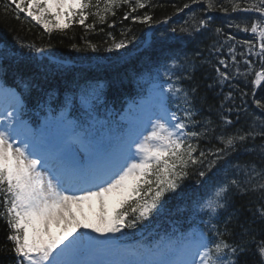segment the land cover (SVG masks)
I'll return each instance as SVG.
<instances>
[{"label":"snow or ice","instance_id":"6c2138e0","mask_svg":"<svg viewBox=\"0 0 264 264\" xmlns=\"http://www.w3.org/2000/svg\"><path fill=\"white\" fill-rule=\"evenodd\" d=\"M103 2V15L100 0L95 5L92 0H3L0 8L14 19L24 14L25 20L42 25L51 34L64 31L73 17L86 28H94V24H85L89 15L103 22L109 13L115 15L116 8L126 6L127 19L137 9L151 7L150 0ZM201 2L191 0L192 4ZM203 2L206 11L218 8L225 14L231 11L246 16L241 23L228 27L252 34V39L244 41L225 34L234 72L229 70L228 58L220 55L216 63L208 58L202 61L215 73L208 87L220 88L217 95L222 99L216 110L219 124L212 119L211 106L207 116L198 106L206 99L198 96L199 86H185L197 68L194 58L179 54L166 57V62L148 73L154 81L155 111L135 138L117 147L104 139L100 132L103 122L96 116L102 82L85 80L78 85L77 91L65 98L59 116L52 118L49 134L39 142L25 136L19 146L16 137L21 135L19 129L26 127L19 118L23 105L14 90L0 88L14 101L9 105L11 112L5 109L0 113V197L4 205L0 215L11 230L7 239L13 242L17 264H239V257L250 251L259 257L256 264H264V238L257 239L264 236V98L255 99L253 91L251 104L259 115L249 113L248 93L233 83L252 71L253 62L246 57L253 54L261 67L252 86L255 89L264 82V0H230L228 6L218 5L216 0ZM93 7L95 12L90 11ZM187 8L190 4L178 11ZM62 18L68 23H62ZM131 18L153 23L147 12ZM212 22L211 16L204 19L193 13L187 28H172L171 35L165 36L169 41L191 40L201 34L200 30L208 31ZM178 32L183 35L178 36ZM215 32L220 34L223 29L216 28ZM145 44L151 47V42ZM237 45L246 47V52L240 53L245 57V73L238 66ZM113 47L125 48V41L115 42L113 38ZM223 47L214 42L209 56L221 53ZM201 55L196 53V57ZM20 57L14 45L0 48V70L5 61ZM77 96L84 111L80 118L71 119ZM233 112L235 120L229 118ZM241 114L252 119L247 130L228 131L240 123ZM201 139H216L222 146L203 149L199 147ZM241 150L256 158L233 163V154ZM190 165L195 171L189 170ZM190 177H195L191 219L193 223L199 220L202 227L162 237L155 245L121 248L120 239L128 235L125 230L135 229L152 217L162 207L165 194L175 192ZM249 194L256 196L251 201L256 207L249 209L253 218L241 221L238 212L228 210L234 196ZM104 256L112 258H100Z\"/></svg>","mask_w":264,"mask_h":264},{"label":"trees","instance_id":"16d2710c","mask_svg":"<svg viewBox=\"0 0 264 264\" xmlns=\"http://www.w3.org/2000/svg\"><path fill=\"white\" fill-rule=\"evenodd\" d=\"M2 2L3 0H0V3ZM96 2L97 0H92L93 5ZM150 3L151 7L137 9L127 19L124 18L125 13L129 11L126 6L116 8L115 15L109 13L103 22L98 17L89 15L85 24H94V28H86L77 23V18L73 17L72 23L64 31L54 30L51 34L46 32L42 25H38L30 19L25 20L24 14H21L20 19H14L12 14L6 16L3 9L0 8V48L5 45H14L15 49L21 53L18 61L4 62L3 69L0 70V86L15 90L26 101L23 116L38 122L41 113H45L48 108L55 111L63 109L65 98L76 92L78 85H82L85 80L100 81L102 82L100 101H103L104 104L99 101L97 107L103 108L105 113H114L122 108L123 98L133 96L144 89L150 71H154L159 64L166 62V57L179 54L194 58L197 68L193 73V80L186 81L185 86H199L198 96L206 99L203 104H198V106L204 109L205 116L209 115L208 108L211 106L212 119L219 124L216 110L222 99V96L217 95L220 88L210 89L208 87L213 83L211 77L215 73L210 64H202V61L208 58L212 60V63H216L215 58L220 55L222 59L228 58L229 70L234 72L235 70L231 68L227 44H225V34L235 36L237 41L252 39L251 33L238 32L235 28L228 27L230 23H241L247 17L231 11L225 14L218 8L206 11V4L203 0L199 4H192L191 0H150ZM216 3L228 6L230 0H216ZM185 4H190V8L178 11ZM99 8L103 15V0H100ZM96 10L95 7L90 9L91 12ZM145 12L152 16V24L134 21L131 18L137 15L143 16ZM193 13L198 18L212 17L213 22L208 31L200 30L201 34L191 40H167L165 34L171 35L172 28L180 29L189 26ZM61 22L68 23L66 18ZM216 28H222L223 32L217 34ZM177 35L183 34L178 32ZM113 38H115V42L124 40L125 48L115 49ZM145 41L151 42V47L146 46ZM214 42H217V46L224 44V47L221 53L213 52L209 56L210 47ZM232 43L235 44V41ZM21 45L24 47L21 48ZM29 45L31 47H28ZM92 45H95L96 48L93 49ZM197 52L202 55L196 57ZM244 52H246L245 46H236L241 73L246 71L245 57L240 56V53ZM46 55L72 60L75 64L68 66L56 64L50 61ZM246 58L253 62L252 71L246 76H238L233 83L239 85V90L248 93L246 99L249 101L247 106L249 113H255L258 116L259 112L255 109V105L251 104L252 93L255 91V99L264 98V82L254 89L252 81L261 65L254 54ZM239 90L236 93L237 96H239ZM224 91L227 92L228 88L225 87ZM79 104L77 96L72 110ZM229 118L235 120V112L229 114ZM251 122L250 116L241 114L240 123L235 124L234 127L230 126L228 131H234L235 128L247 130ZM218 134L219 129L217 130ZM259 142L260 140L257 139V143ZM221 146L216 139H201L199 141V147L203 149ZM255 158L241 150L233 154V163H244ZM189 170L195 171V166L190 165ZM194 180L195 177L185 179L175 192L166 193L161 201L162 207L152 217L135 229H126L128 239L136 243L144 240L156 243L163 235L186 232L193 226L192 211L190 210H193L192 200L195 199L192 193ZM255 199V194L236 195L233 197V205L228 211L238 212L241 221L252 220V212L249 209L256 207L254 203H251ZM3 212L4 205L2 197H0V213ZM256 226L258 225H254V227ZM236 231L239 232V229L237 228ZM10 234L11 230L6 218L0 215V264H17V257L12 251L13 242L7 239ZM262 238L264 236L257 237V239ZM258 259L259 257L250 251L239 257V264H256Z\"/></svg>","mask_w":264,"mask_h":264},{"label":"rangeland","instance_id":"374dc122","mask_svg":"<svg viewBox=\"0 0 264 264\" xmlns=\"http://www.w3.org/2000/svg\"><path fill=\"white\" fill-rule=\"evenodd\" d=\"M152 88L150 89L148 95L143 99H141L140 103L137 106L135 107L132 106L130 108L132 110L128 114H126V119H128L130 123H132L134 128L131 125H125L119 128L116 124L115 126L110 128V131L108 133H106L103 136L105 140L111 141V143H113V145L117 147L124 140L128 139L129 134L135 135V132L136 133L140 132V127L144 129L147 126V120L149 115H151V113L155 111ZM12 103H14L13 99L9 95H6L3 91H0V113H4L5 109L11 112L13 109L9 107V105ZM19 118L21 119V117ZM100 121L103 122V126H104L105 120H100ZM25 125L26 127H21L19 129L21 135L16 137L17 146H19L18 144L20 140L23 139L25 136L36 141L37 138L40 139L42 136H47L48 132H50L51 130V121L49 120H44L42 126L38 130H35L34 128H32L31 125L27 124L26 122ZM0 130L3 129L0 128ZM133 151H135V149H133ZM81 231H85V230L81 229ZM93 235H97V234L93 233ZM100 258L104 259V257H100Z\"/></svg>","mask_w":264,"mask_h":264},{"label":"water","instance_id":"95a60500","mask_svg":"<svg viewBox=\"0 0 264 264\" xmlns=\"http://www.w3.org/2000/svg\"><path fill=\"white\" fill-rule=\"evenodd\" d=\"M54 61L56 62H60V63H64V64H69L68 61H64V60H60V59H57V58H52Z\"/></svg>","mask_w":264,"mask_h":264}]
</instances>
